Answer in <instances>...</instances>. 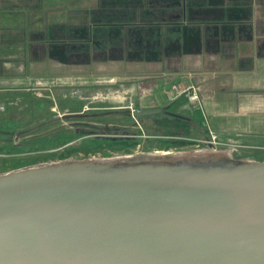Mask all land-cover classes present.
<instances>
[{
	"label": "crops",
	"instance_id": "crops-1",
	"mask_svg": "<svg viewBox=\"0 0 264 264\" xmlns=\"http://www.w3.org/2000/svg\"><path fill=\"white\" fill-rule=\"evenodd\" d=\"M161 6L0 0V82H115L140 109L188 118L231 156L264 145V0H192L179 29L159 27L149 42L142 21ZM173 85L195 89L198 104L169 103Z\"/></svg>",
	"mask_w": 264,
	"mask_h": 264
},
{
	"label": "water",
	"instance_id": "water-1",
	"mask_svg": "<svg viewBox=\"0 0 264 264\" xmlns=\"http://www.w3.org/2000/svg\"><path fill=\"white\" fill-rule=\"evenodd\" d=\"M223 156L201 172L72 162L1 176L0 264H264V176L236 172L264 163Z\"/></svg>",
	"mask_w": 264,
	"mask_h": 264
},
{
	"label": "rangeland",
	"instance_id": "rangeland-1",
	"mask_svg": "<svg viewBox=\"0 0 264 264\" xmlns=\"http://www.w3.org/2000/svg\"><path fill=\"white\" fill-rule=\"evenodd\" d=\"M117 20L112 19L113 23ZM132 94V98L121 94L117 83L102 80L81 84L0 82V126L9 120L19 125L0 144V177L72 162L167 163L175 157L189 159L196 152L219 151L203 145L211 141L210 133L192 138L191 143L148 137L146 128L155 122L136 121L131 115L142 110L135 103L136 93ZM133 139L136 144L129 141ZM259 147L239 152L257 161L264 156V145Z\"/></svg>",
	"mask_w": 264,
	"mask_h": 264
},
{
	"label": "trees",
	"instance_id": "trees-1",
	"mask_svg": "<svg viewBox=\"0 0 264 264\" xmlns=\"http://www.w3.org/2000/svg\"><path fill=\"white\" fill-rule=\"evenodd\" d=\"M162 6L157 14V18L147 17L144 22L143 35L146 40L152 42L151 39H159L162 35H159V27H170L179 29L183 24L184 17L187 13L188 3L192 0H157ZM171 2V3H170ZM188 2V3H187ZM174 6V8L172 7ZM171 15H167V9ZM176 17L175 19L173 18ZM139 22V19H134L131 22ZM126 22V21H124ZM169 29V28H168ZM140 30V28H137ZM134 32H129L131 35ZM142 35V36H143ZM151 48V47H150ZM155 50V49H154ZM136 121L141 120H154L155 123L150 124L149 128H146L147 135L158 134L160 136H176V137H200L205 132H202L197 128L191 120L179 115L162 113L159 115L135 118ZM18 126L14 120H9L5 124L0 126V144L12 137L18 129Z\"/></svg>",
	"mask_w": 264,
	"mask_h": 264
},
{
	"label": "bare ground",
	"instance_id": "bare-ground-1",
	"mask_svg": "<svg viewBox=\"0 0 264 264\" xmlns=\"http://www.w3.org/2000/svg\"><path fill=\"white\" fill-rule=\"evenodd\" d=\"M206 156H210V157L206 160ZM223 157H224L223 154L219 152L205 153L201 151V152H196L189 159H185V158L182 159L181 157L180 158L175 157L171 159L169 162H167L166 164L159 163L158 165H155V166H150L148 164L147 167L151 170L153 169V170H160V171L201 172L202 170H199L197 164H204L203 167L214 166L216 164L222 163L224 161ZM199 158L205 159V161L203 162V161L196 160ZM118 162H119L118 160L101 162V163H98L97 166L111 165L110 168H115ZM83 167L86 168L83 164H81L76 167L67 169L65 171H59V172L66 173V174L84 173L86 172V170ZM123 168H124L123 170H125V168L127 167H123ZM237 171L241 172V173H238L239 175L241 174V176H246V177H263L264 176V169L255 171V170L244 169L243 166H238L236 168V172ZM233 172L235 174V169L233 170Z\"/></svg>",
	"mask_w": 264,
	"mask_h": 264
},
{
	"label": "built area",
	"instance_id": "built-area-1",
	"mask_svg": "<svg viewBox=\"0 0 264 264\" xmlns=\"http://www.w3.org/2000/svg\"><path fill=\"white\" fill-rule=\"evenodd\" d=\"M164 95L168 102H174L178 98H185L191 106H196L199 102V96L195 89H182L176 85L171 86ZM208 144L210 145V148L218 146L213 134H211V141L208 142Z\"/></svg>",
	"mask_w": 264,
	"mask_h": 264
},
{
	"label": "flooded vegetation",
	"instance_id": "flooded-vegetation-1",
	"mask_svg": "<svg viewBox=\"0 0 264 264\" xmlns=\"http://www.w3.org/2000/svg\"><path fill=\"white\" fill-rule=\"evenodd\" d=\"M128 108V107H127ZM158 109H160V108H158ZM161 110H163V112L162 113H166V114H172V113H169V112H166L164 109H161ZM133 112V111H132ZM132 112H131V115H132ZM161 113V114H162ZM159 115V114H158ZM175 115V114H174ZM201 130V129H200ZM202 131V130H201ZM204 134H208V133H204ZM203 134V135H204ZM159 136L160 137V135H158V134H153V135H151V137H154V138H156L157 136ZM148 137H150V136H148ZM162 137H167L168 139H172V140H181V141H183L182 143H184V142H186L187 140H189V142L191 143V142H193V141H191V139L192 138H194V137H176V136H162ZM196 138H200V137H196ZM129 141H132L131 143H133V144H136V140L135 139H133V140H129ZM196 142V141H195ZM187 143V142H186ZM203 145L205 146V147H209L210 145L208 144V143H206V142H203ZM217 149H219V153H221V154H223V155H225V156H227L229 159H232V160H235V161H247V162H258V163H264V156L262 157V158H260V159H258L257 161L255 160V159H252L251 157H249V155L247 154V156L246 155H242V153L241 154H235V156H231V155H229V154H227V152H223L222 150H221V146L220 145H218L217 146ZM244 151V150H243ZM165 156H168V155H166L165 154Z\"/></svg>",
	"mask_w": 264,
	"mask_h": 264
}]
</instances>
